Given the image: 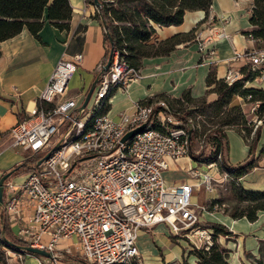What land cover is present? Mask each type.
I'll use <instances>...</instances> for the list:
<instances>
[{"label": "built area", "instance_id": "obj_1", "mask_svg": "<svg viewBox=\"0 0 264 264\" xmlns=\"http://www.w3.org/2000/svg\"><path fill=\"white\" fill-rule=\"evenodd\" d=\"M213 19L209 12V24ZM195 33L198 49L207 60L216 57L219 40L230 38L211 25ZM83 58L82 53L62 57L37 105L10 129L12 148L28 156H43L23 181L5 183L4 208L10 226L17 228V238L53 252L52 264H59L58 252L78 253L87 264L140 261L139 232L160 223L172 235L189 240L192 249H209L214 232L200 225V214L206 209L195 204L193 197L199 188L215 191V182L220 181L216 175L227 178L228 174L213 173L217 164L203 162L202 169H188L193 182L168 185L163 177L170 160L192 159L188 129L195 127L193 119L189 117L185 127L165 100L136 102L134 111L120 112L117 119L103 113L114 90L127 89L141 77L115 51L94 89L93 102L90 98L81 108L82 102L67 93ZM233 60L245 61L257 72L254 79L264 80V50L235 51ZM242 77L241 71L230 66L224 80L233 83ZM249 104L252 123L262 124L255 114L259 104ZM141 126L142 131L123 140ZM73 238L74 243L59 246Z\"/></svg>", "mask_w": 264, "mask_h": 264}, {"label": "crops", "instance_id": "obj_2", "mask_svg": "<svg viewBox=\"0 0 264 264\" xmlns=\"http://www.w3.org/2000/svg\"><path fill=\"white\" fill-rule=\"evenodd\" d=\"M72 7L70 29L61 31L51 25L47 16L39 35L35 38L24 28L16 36L0 43V177L21 164L27 153L10 146V129L20 119L24 118L28 110L37 105L40 92L45 87L48 78L58 61L64 57L71 59L73 55L82 53L84 58L78 70L69 81L68 97H75L84 102L86 94L98 74L106 54L107 43L105 28L96 16L97 7L86 0H69ZM253 0H213L210 13L213 21L209 24L203 10L187 11L184 22L180 25L162 26L154 24L156 33L151 42L163 41L178 34L187 35L193 30H205L208 26H216L226 32L230 38H223L216 44V57L205 59L198 49V41L186 39L177 44L168 55L144 57L139 69L140 79L132 82L127 89L112 92L109 104V114L117 119L123 111H134L136 102L153 97L157 100H167L174 103L183 100L185 92L197 103H211L217 99L213 91L214 85L208 83L210 73L216 79H223L230 66L241 71L247 65L245 61L233 60L235 51L240 53H254L264 50V40H255L245 32L252 30L250 23ZM206 33V32H205ZM196 36V33H195ZM264 68V66H263ZM248 88L264 90V80L253 79L245 85ZM230 106H240L247 113L250 104L240 95H234ZM250 118L253 116L249 114ZM227 145L223 152V159L231 165L243 163L250 156L249 145L233 128L225 131ZM264 146V124L255 156ZM195 167V160L187 157L176 161H169V167L163 172L168 185L185 181L193 182L189 178L188 169ZM199 169L202 167L197 166ZM26 174V173H25ZM25 174L16 175L10 180L21 182ZM238 184L249 191H264V155L259 166L238 179ZM194 195L193 202L201 205L209 199L205 194ZM202 216L210 222L223 224L233 233L230 237L218 238V241L228 250L230 264H248L247 254L259 255V242L264 240V211H259L257 220L250 222L246 217L233 219L220 212L203 211ZM16 236L17 228L10 226ZM170 233L164 223L151 229L139 232L137 246L140 255L149 264H170L182 261L189 253H184L183 240ZM17 237V236H16ZM45 240H48L45 237ZM75 239L61 241L60 247L74 243ZM158 258H162L159 261ZM194 263L195 258L192 256ZM259 258V257H258ZM42 258L26 255L22 264H42ZM9 264H14L15 258L8 257ZM60 264H76L71 261L58 260ZM2 264V263H0Z\"/></svg>", "mask_w": 264, "mask_h": 264}, {"label": "trees", "instance_id": "obj_3", "mask_svg": "<svg viewBox=\"0 0 264 264\" xmlns=\"http://www.w3.org/2000/svg\"><path fill=\"white\" fill-rule=\"evenodd\" d=\"M93 4L94 0H86ZM213 0H99L96 16L100 19L105 28V40L107 43L106 54L101 68L106 64L111 47L118 52L120 59L125 61L127 66L136 70L140 69L141 61L144 57H155L168 55L173 51L177 44L186 39L195 38V30L189 34H178L172 38L151 42L156 33L157 25L171 26L180 25L184 22L187 11L203 10L208 18ZM45 16L48 22L61 31L70 29L72 17V7L69 0H0V43L19 34L24 28H27L32 35L40 39V31L45 24ZM250 23L253 28L245 32L247 36L255 40H264V0H253ZM112 40V45L110 40ZM1 54V51H0ZM243 77L233 83H228L223 79H216L213 73L209 74L208 83L214 85L213 91L217 93V99L214 102L205 101L197 103L187 91L183 95V100L169 103L170 108L176 104H196L198 108L209 111L210 117L219 118L218 123L224 129L215 128L210 130L204 136V143L213 136L215 148L220 159V169L226 172L232 181L233 197L237 199L241 207L235 206L225 214L233 219L246 217L250 222L257 220L259 211H264V191H249L238 184V179L249 173L254 167L259 166V161L264 155V146L259 154L255 156V151L260 140L261 126L264 124V90L257 88H248L246 83L252 81L256 71H252L249 65L241 69ZM234 95L242 96L247 103L257 102L259 105L255 114L263 121L262 124L255 126L251 118L240 106H230ZM248 96L251 98L248 100ZM139 102H153V97L146 98ZM110 108L109 101L104 104L102 112H108ZM174 111V110H173ZM175 114L184 120L187 125L189 115ZM191 118V117H190ZM235 129L248 143L250 156L243 163L238 165L228 164L223 159V152L227 145L226 129ZM189 131L190 155L198 163L213 162L203 151H194V141L196 139V126ZM42 155L28 156L19 165L12 170L13 173L5 183L16 175L28 173L37 167V163L42 159ZM5 197V191H4ZM221 199L212 201L211 210L215 204L222 203ZM203 227L210 228L214 232L213 244L209 249L193 248L188 257L182 261L172 262L170 264H230V250L225 248L219 241L220 236L230 237L233 233L227 226L207 222L200 224ZM173 241L177 236H171ZM16 245H28L23 240L17 238L11 230L5 208L0 206V263L8 264V257L5 249H10L21 253ZM259 258L255 259V264H264V240L259 242ZM30 254L41 257L36 254ZM194 257V263L189 259ZM56 258L59 260L71 261L77 264L82 263L77 257L58 252ZM165 264V263H164Z\"/></svg>", "mask_w": 264, "mask_h": 264}, {"label": "rangeland", "instance_id": "obj_4", "mask_svg": "<svg viewBox=\"0 0 264 264\" xmlns=\"http://www.w3.org/2000/svg\"><path fill=\"white\" fill-rule=\"evenodd\" d=\"M93 102V97L91 98L90 104ZM174 112L178 113V114H182V115H189L193 121L194 124L196 126V139L194 141V151L195 152H200L203 151L209 158H211V160L213 161L212 163H216L217 164V169L213 168L212 172L213 173H225L220 169V159L218 156V153L216 151L215 148V143L213 140V136L212 135L207 143H204V136L206 135V133H208L210 130L215 129V128H219V129H224L220 123H218L219 118L215 117H210L209 111H205L202 110V108H198V105L196 104H176L174 106H172ZM249 116V114H248ZM250 117V116H249ZM193 159V158H192ZM200 163H198L197 161H195V167L199 166ZM216 178H218V180H220L219 182H215V191L213 192H205L204 189L199 188L196 190V195H200V197H202V194H205V196H207V198L209 197V199H207L206 201H203V203H201V205L204 206V208L206 209V211L208 212H229L233 207L235 206H239L241 207L242 205H240L237 201L236 198L233 197V192H232V181L229 178V176L227 178H224L222 175H216ZM195 195V194H194ZM214 199H221L223 202L219 203L217 207H215V205L213 206L214 208L211 210V206L212 201ZM201 217V223H207L210 221H206L208 220L206 217L202 216V212L200 214ZM224 237V236H222ZM183 240V244L185 245V251L184 253H189L192 250V246L191 243L189 242V240H186L185 238H181ZM220 239V237H219ZM6 251V256L10 257V258H15L14 264H22V261L25 259L26 255L24 252H15L12 251L10 249H5ZM73 256L77 257L78 259H80V261H82V263L80 264H87L86 261L78 254L75 253ZM259 255L254 256L250 253L247 254V261L248 264H255V259L258 258ZM42 258V264H52L53 261L49 258H45V257H39ZM159 261H162V258H158ZM190 260L192 261L193 258H190ZM145 261L149 262L151 260L148 259H144L141 255H140V261L137 262H133L132 264H149V263H145ZM9 264V263H8ZM60 264V263H59ZM77 264V263H76Z\"/></svg>", "mask_w": 264, "mask_h": 264}, {"label": "water", "instance_id": "obj_5", "mask_svg": "<svg viewBox=\"0 0 264 264\" xmlns=\"http://www.w3.org/2000/svg\"><path fill=\"white\" fill-rule=\"evenodd\" d=\"M94 5L96 7H98L100 5L99 0H94ZM110 40V44L112 45V40ZM114 54V50H113V46L110 49L109 52V56H108V60L106 62V64L99 70L98 74L96 75L92 85L90 86L85 100L81 105V108H85L87 106V104L89 103V100L94 92L95 87L97 86L98 82L100 81L101 76L109 69L110 65H111V61H112V57ZM144 128V126H141L140 128L127 133L124 137L123 140H126L127 138H129L130 136H132L133 134L142 131V129ZM51 152H48L44 158H47L50 155ZM13 173V170H10L4 174H2V176L0 177V206L3 207L4 206V190H5V181L10 177V175ZM16 248L18 250H20L21 252L24 253H31V254H36L39 255L41 257H45V258H49V259H53L54 258V253L51 251H48L46 249H41L35 246H31V245H16ZM30 255V254H28Z\"/></svg>", "mask_w": 264, "mask_h": 264}]
</instances>
